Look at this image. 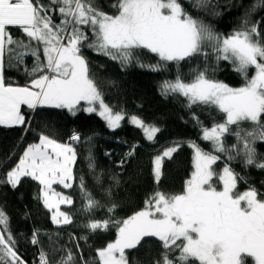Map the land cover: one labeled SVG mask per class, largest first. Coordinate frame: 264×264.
<instances>
[{
  "label": "snow or ice",
  "instance_id": "1",
  "mask_svg": "<svg viewBox=\"0 0 264 264\" xmlns=\"http://www.w3.org/2000/svg\"><path fill=\"white\" fill-rule=\"evenodd\" d=\"M193 12L216 7L212 0H184ZM181 0H116L110 5L115 14L105 12L99 0H0V125L26 123L23 108L38 107L68 109L75 114L81 102L83 110L97 113L110 129H117L126 118L124 110L116 111L104 100V93L90 71L85 50L119 63L121 68L135 65L153 72L166 70L170 62L177 66L174 80L160 84L161 95H180L187 107L204 105L223 114V120L205 126L194 115L201 128L200 140L210 144L205 150L195 141H187L193 149V168L184 189L179 194L156 191L145 200V207L125 219L109 216L91 219L84 225L92 233L115 228L113 241L95 250V256L85 257L71 249L65 250L56 238L50 237L51 247L39 251V264H141L139 253L146 238L160 242L158 259L149 264H264V193L249 187L235 192L245 177L232 167L234 161L243 168L264 170V154L257 144L264 143V17H251L264 10V0H256L240 18L239 26L229 34L215 31L200 16H194ZM213 15H220L213 12ZM13 29L20 33L14 35ZM159 59L145 64L142 51ZM26 58L32 59L27 66ZM202 58V59H201ZM214 58L216 64L209 63ZM200 63L187 74L180 63ZM221 61L230 62L233 71L243 79L239 87L214 79ZM24 68L29 78L23 85L6 78V70ZM249 69L254 74L249 77ZM190 77V79H189ZM129 122L142 129L148 141H154L161 129L147 124L137 115ZM248 124L249 127H244ZM233 139L232 144L227 139ZM81 140L73 131L69 142H60L51 134L41 133L38 142L29 144L18 163L0 177V184L16 188L23 177L41 185L43 204L52 210L54 224L70 225L73 216L62 211L61 205H72L70 196L56 192L54 184L71 188L73 166L77 160L74 142ZM87 140H91L88 137ZM181 142L163 149L153 159L154 178L159 183L162 164L177 152ZM136 145L126 157L135 155ZM88 168L94 171L95 159L86 157ZM223 161L220 173L214 165ZM0 161V167L6 164ZM125 160H121L123 165ZM214 176L222 188L212 184ZM102 183L99 176L95 177ZM115 179V178H114ZM80 188L86 211L103 207L85 186ZM118 183V181H117ZM110 195V190H104ZM116 204L107 208L115 213ZM71 239V237H70ZM85 242L87 236L80 237ZM30 242L40 245V230L33 229ZM79 249V244L76 245ZM178 252V255H173ZM59 256L58 259L56 257ZM0 264H27L19 254L17 239L10 218L0 206Z\"/></svg>",
  "mask_w": 264,
  "mask_h": 264
},
{
  "label": "trees",
  "instance_id": "2",
  "mask_svg": "<svg viewBox=\"0 0 264 264\" xmlns=\"http://www.w3.org/2000/svg\"><path fill=\"white\" fill-rule=\"evenodd\" d=\"M42 2L46 4L48 0ZM181 2L184 3V0ZM254 2L256 0H212V4L216 7L209 6L203 12H193L187 3H184V6L194 16H200L205 23L212 25L215 31L227 35L239 26L240 18ZM99 3L105 12L115 14V10L110 5L116 3V0H99ZM213 12H218L220 15H213ZM262 17L264 10L258 11L251 19L256 21ZM13 33L20 35L15 29ZM84 55L90 62V71L95 74L96 81L104 93L105 102L114 110L122 109L127 114L119 128L110 129L97 113L84 111L87 104L83 101L79 106L80 110L75 114L66 108L38 107L30 110L24 107L25 124L0 125V161H7L0 167V177H5L6 172L18 163L29 144L38 142L41 133L51 134L60 142H69L73 131L81 136L80 141L73 143L77 151V160L73 166L72 187L55 186L57 191L70 196L73 200L72 205L61 206L62 211L72 214V224L58 226L52 222V210L46 208L43 200L39 198L41 185L38 181L23 177L16 188H12L9 184H0V206L10 218V226L17 239L19 254L27 264H39L40 248L49 251L50 237L55 239L56 234H59L58 244L64 245L65 250L71 249L77 255L82 251L86 258L94 257L97 248L115 239L116 230L109 228L107 231L92 233L84 227L89 220H101L109 216L125 219L143 209L145 200L156 191L166 194L181 193L185 181L190 178L194 170L193 149L187 141H195L205 150H210V144L200 140L201 128L197 126L193 114L199 117L205 126H211L213 121L220 122L224 118L222 113L204 105L189 109L186 106V98L178 94L167 97L161 95V82L175 79L177 66L173 62L168 64L166 70L153 72L135 65L121 68L118 62L92 50H85ZM141 55L145 64H155L159 59L146 50H143ZM26 62L30 68L32 59L26 58ZM197 63L200 61H193L191 65L181 62L179 69L187 74L190 67ZM209 63L216 64L214 58L210 59ZM252 74L254 69H249V77ZM6 78L21 86L29 79L23 67L19 70H6ZM212 78L232 87H239L244 82L241 76L233 71L232 64L226 61L219 63ZM131 115H137L147 124H153L161 129L154 141H148L142 129L129 122L128 117ZM243 126L249 127L248 124ZM88 137H91L90 141L87 140ZM174 142H181V146L171 158L164 159L161 179L157 184L153 173V159L161 154L164 148L173 146ZM233 142L231 137L227 139L228 144ZM132 145H136L135 155L126 157L125 154L131 151ZM89 149L95 159L94 171L88 168L86 157L89 155ZM257 149L259 153L264 154V143H258ZM122 159L125 160L123 165L120 164ZM213 167L215 172L220 173L224 162L219 161ZM232 167L247 181L238 182L235 192L242 194L249 185H252L259 192L264 193V170L254 167L246 169L236 161L232 163ZM81 176L84 177L88 191L103 207L91 212L84 210L86 201L80 188ZM97 176L101 178L102 183L96 182ZM212 184L218 189L222 188L218 176L213 177ZM104 190H110V195H106ZM112 204L117 205L115 213L107 211ZM33 229L40 230V245H33L30 242ZM83 236L88 237L86 242L79 239ZM77 243L79 249L76 247ZM160 251L158 238L151 237L145 239L143 247L135 255L141 264H149L150 261L159 258ZM178 254L173 252V255ZM58 258L59 256L56 257ZM248 264L252 262L249 261Z\"/></svg>",
  "mask_w": 264,
  "mask_h": 264
},
{
  "label": "rangeland",
  "instance_id": "3",
  "mask_svg": "<svg viewBox=\"0 0 264 264\" xmlns=\"http://www.w3.org/2000/svg\"><path fill=\"white\" fill-rule=\"evenodd\" d=\"M86 104H87V103H86ZM87 106H88V105H86V107H87ZM69 183H71V181H69ZM221 184H222V182H221ZM56 185H60V184H54V185H53L54 190H55L56 192H59V191H57V190L55 189V186H56ZM213 185H214V184H213ZM60 186H63V185H60ZM214 186H215V185H214ZM217 190H220V189L217 188ZM59 193H61V192H59ZM63 195H64V194H63ZM61 206H62V205H61ZM61 206H60V208H61Z\"/></svg>",
  "mask_w": 264,
  "mask_h": 264
}]
</instances>
